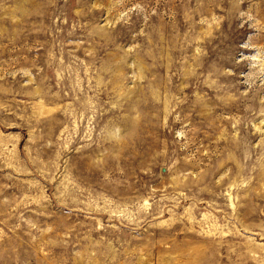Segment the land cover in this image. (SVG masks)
Segmentation results:
<instances>
[{
    "label": "rangeland",
    "instance_id": "obj_1",
    "mask_svg": "<svg viewBox=\"0 0 264 264\" xmlns=\"http://www.w3.org/2000/svg\"><path fill=\"white\" fill-rule=\"evenodd\" d=\"M0 264H264V0H0Z\"/></svg>",
    "mask_w": 264,
    "mask_h": 264
}]
</instances>
